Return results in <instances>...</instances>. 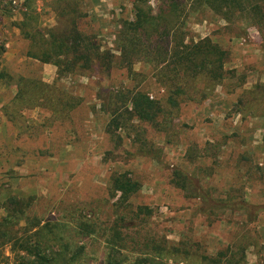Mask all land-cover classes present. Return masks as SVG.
<instances>
[{
    "label": "rangeland",
    "instance_id": "374dc122",
    "mask_svg": "<svg viewBox=\"0 0 264 264\" xmlns=\"http://www.w3.org/2000/svg\"><path fill=\"white\" fill-rule=\"evenodd\" d=\"M136 7L164 12L176 30L173 45L217 44L225 53L222 82L188 76L172 108L167 60L133 58L135 74L116 66L57 79L56 66L28 55L34 47L19 29L31 15L30 26L44 35L75 29L113 57L120 23L134 20ZM0 69V220L8 198L24 201L16 237L47 223L61 239L53 250L66 244L71 255L82 247L77 264H208L203 255L234 242L249 245L245 264H264V24L227 22L198 0H0ZM133 89L162 113L155 123L124 114L122 127L109 126L112 104L123 110L118 95ZM51 95L52 111L31 106ZM66 101L79 104L64 110ZM124 172L140 188L122 206L110 181ZM138 206L152 214L136 218ZM114 229L121 248L112 243ZM169 243L179 251L152 249ZM147 255L153 262L139 261ZM0 264H16L1 241Z\"/></svg>",
    "mask_w": 264,
    "mask_h": 264
},
{
    "label": "trees",
    "instance_id": "16d2710c",
    "mask_svg": "<svg viewBox=\"0 0 264 264\" xmlns=\"http://www.w3.org/2000/svg\"><path fill=\"white\" fill-rule=\"evenodd\" d=\"M198 2L206 4L208 10L227 22L240 19L252 26L261 27L264 24V0H198ZM170 6L174 7L175 5L170 4ZM33 18V16L28 15V23L23 20L19 26L21 34L30 40L31 46L34 47L33 50L30 49L28 55L56 66L57 79L67 75L91 74L97 68L104 71L110 70L116 66L125 68L128 74H135L133 58H138L137 61L141 60L140 58L154 61L158 65L168 61L166 64L171 65L170 73L173 83L169 86L174 88L169 91L167 102L172 108L178 107L177 96L182 93L184 88L182 80L187 81L188 76L194 78L198 74H205L208 76L211 85L222 82L224 51L209 38L202 39L190 46L177 43L173 45L171 42L172 40L175 41L176 30L173 27H166L163 11L152 15L147 14L139 7L134 8V20H123L120 23L118 34L115 37V50L118 53L113 57L106 52H101L91 37L82 36L75 29L71 34H67L65 31L59 33L56 28H52L44 35L38 29L30 26L29 21ZM28 24L29 28H27ZM171 33L174 34L172 39L169 38ZM44 36L48 39H42ZM37 37L41 38L39 42H36ZM170 44H172L171 48ZM1 72L0 69V74ZM179 80L182 84L178 82ZM39 85L48 87L42 83ZM50 89L52 90V88ZM17 93L23 98L21 88L18 89ZM118 96L123 98L124 103L122 105L123 110L116 107V102L112 104L114 108L110 113L112 120L109 126H116L114 128L124 125V114L128 116L129 120L137 119L155 123L157 117L162 113L159 103L151 100L145 92L139 89L127 90ZM57 101L61 102L58 99ZM77 104L79 103L66 101L60 107L64 110H71ZM46 105H51L49 108L52 111V95L47 98L42 97L40 100L37 98L31 104V106L44 108ZM176 184L183 186L179 183ZM139 188V183L126 172L112 176L110 181L112 196L116 197V202L122 206L129 201L133 194L138 192ZM23 205L24 201L17 197L8 198L6 202L7 214L0 220L1 246L9 244L10 252L14 255L16 264H77L82 247L76 248L71 255H68L66 244L63 247L61 245L59 250H53L51 242L57 238H52V228L47 223L34 225L35 230L28 236L16 237L14 235L13 227L16 221L24 219ZM143 214L151 215L152 210L147 206H138L135 217L140 218V215ZM57 241L61 242V239L58 238ZM119 241V232L114 229L112 238L114 248L122 247ZM248 246L243 242H234L213 255H203V259L208 264H245V251ZM179 248V246L169 243L167 247L154 245L152 249L157 254H161L164 251L168 253L177 252ZM139 261L151 263L153 258L147 255L140 258ZM110 264H116V259H113Z\"/></svg>",
    "mask_w": 264,
    "mask_h": 264
}]
</instances>
